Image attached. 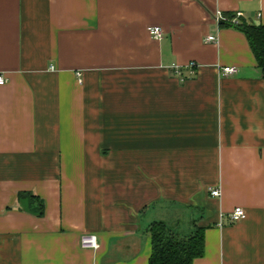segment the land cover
Returning a JSON list of instances; mask_svg holds the SVG:
<instances>
[{
  "label": "crops",
  "instance_id": "0c3cea01",
  "mask_svg": "<svg viewBox=\"0 0 264 264\" xmlns=\"http://www.w3.org/2000/svg\"><path fill=\"white\" fill-rule=\"evenodd\" d=\"M217 13L264 0H0V264H148L154 222L204 228L192 264H264V80Z\"/></svg>",
  "mask_w": 264,
  "mask_h": 264
},
{
  "label": "trees",
  "instance_id": "16d2710c",
  "mask_svg": "<svg viewBox=\"0 0 264 264\" xmlns=\"http://www.w3.org/2000/svg\"><path fill=\"white\" fill-rule=\"evenodd\" d=\"M230 18L220 20V26L232 27L242 32L264 80V25L234 24ZM18 200L22 211L36 217L43 216V204L33 195L22 193ZM148 235V264H192L195 259L204 256V228L195 227L189 236L179 237L166 224L154 222L148 228Z\"/></svg>",
  "mask_w": 264,
  "mask_h": 264
},
{
  "label": "built area",
  "instance_id": "2783aa9c",
  "mask_svg": "<svg viewBox=\"0 0 264 264\" xmlns=\"http://www.w3.org/2000/svg\"><path fill=\"white\" fill-rule=\"evenodd\" d=\"M216 21H220L222 19L221 15L219 13L216 14ZM232 23L237 24V20L233 19L231 20ZM147 33L154 39L156 40H160L162 38V30L159 27H148L147 28ZM207 42H213L214 41V37L213 36H209L206 38ZM189 68V73L193 74V69H194V65L190 64L188 65ZM236 69L235 67H222L220 68V73L222 74V76H231L233 74H235ZM173 73L179 77H181V71L180 68L178 67H173ZM79 75V73L77 74ZM6 83V79L4 78V76L2 74H0V85H3ZM210 196L217 198L220 197V191L219 189H213L210 190ZM245 217V213L241 208H235L231 214L229 215V218L232 222H238L242 219H244ZM80 247L82 249L85 250H98L99 245L97 242V239L94 235L91 234H84L80 237V241H79Z\"/></svg>",
  "mask_w": 264,
  "mask_h": 264
}]
</instances>
